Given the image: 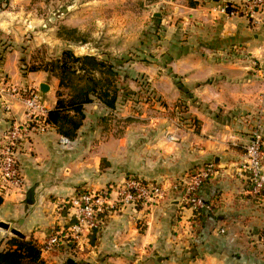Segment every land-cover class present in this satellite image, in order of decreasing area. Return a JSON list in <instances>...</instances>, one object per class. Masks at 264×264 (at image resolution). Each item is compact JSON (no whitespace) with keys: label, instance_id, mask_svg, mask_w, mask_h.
I'll return each instance as SVG.
<instances>
[{"label":"crops","instance_id":"0c3cea01","mask_svg":"<svg viewBox=\"0 0 264 264\" xmlns=\"http://www.w3.org/2000/svg\"><path fill=\"white\" fill-rule=\"evenodd\" d=\"M87 2L97 3L94 12L129 2L152 7L151 16L162 8L165 15L155 21L157 27L165 26L162 41L149 48L156 49L150 50L155 57L149 64L133 62L131 67L151 82L167 114L154 123L136 124L127 118L124 137L103 142L98 141L96 117L117 110L95 101L86 106L72 146L64 145L67 137L50 124L46 132L31 127L20 155L27 188L3 199L0 222L43 245L54 230L67 226L65 202L78 191H98L129 177L168 188L190 172L214 164L218 172L200 192L212 212L193 211L182 203L179 192L168 189L157 205L109 210L83 250L62 245L42 254V259L46 264H67L69 259L78 264H264V200L253 196L249 181L238 174L253 131L260 126L264 135V87L256 66L264 50V28L230 16V9L222 12L241 0ZM67 9L60 16L50 12L45 21L34 0H10L0 10V80L18 89L40 90L47 85L49 91L41 93L47 115L56 107L59 80L43 71L25 74L20 51L27 44L36 48L51 39L58 22L71 25L78 20L77 26L85 29L86 9L69 12V5ZM125 14L120 25L114 26V21L119 23L116 17L107 23L111 27L105 30L109 35L105 51L121 53L132 45L125 39L116 46L117 37H110L132 30V13ZM79 48L85 50L86 45ZM182 101L187 112L179 123L177 105ZM26 120L20 99L0 94V148L11 124ZM173 132L176 140H169L167 133ZM108 156L113 165L105 172L101 163ZM9 239L0 232V243Z\"/></svg>","mask_w":264,"mask_h":264},{"label":"built area","instance_id":"2783aa9c","mask_svg":"<svg viewBox=\"0 0 264 264\" xmlns=\"http://www.w3.org/2000/svg\"><path fill=\"white\" fill-rule=\"evenodd\" d=\"M228 9L230 16L244 17L254 26L264 28V0H241L235 5L223 7L222 12L228 13ZM256 66L264 87V50ZM4 93L21 100L26 109L27 120L25 123L13 122L4 135L0 148V198L2 199L13 193H24L27 179L20 163L23 144L32 128L40 132H46L48 128L45 106L39 93L18 89L8 82H1L0 94ZM170 138L176 140V137ZM62 142L64 145L71 143L67 138H63ZM217 172L218 169L214 164L205 165L175 180L168 188L142 178L129 177L109 190L81 191L65 202L69 206L66 231L51 235L41 245V252L51 253L62 245H74L78 251L83 250L90 245L91 233L102 227V218L109 210L120 206L137 208L157 205L166 198L168 189L179 192L182 203L193 211L212 212L214 208L203 200L200 192ZM238 174L249 181L251 194L264 200V135L260 126L253 131L245 150V161ZM262 239L264 241V233Z\"/></svg>","mask_w":264,"mask_h":264},{"label":"rangeland","instance_id":"374dc122","mask_svg":"<svg viewBox=\"0 0 264 264\" xmlns=\"http://www.w3.org/2000/svg\"><path fill=\"white\" fill-rule=\"evenodd\" d=\"M9 1L10 0H2V2L5 3L2 4L0 10L5 9L9 4ZM34 2L38 11L42 12L41 21H45L50 12H54L55 15L60 16L62 10L67 9V5H69L71 8L69 9V12L72 10H74L73 12H76L84 8L86 9V12L83 16L86 25L85 29L82 30L77 26L79 25L78 20H75V22L71 25H65L58 22L55 26L57 27V29L54 30L55 34L47 42H43L36 48H31V46L28 44L23 47L20 51V66L21 70L25 74L31 73L30 71L33 69H39V71L44 72L46 64L53 60L59 59L64 50H71L77 56H84L81 53L86 52L92 56H94L93 54H96L100 56L98 57L99 59H103L105 61L113 63L121 72V78L119 81L120 88H124L128 92L136 93L133 98L130 97L126 101L124 100V98H122L117 111L111 112L107 115H100L99 117H96V123L98 121L97 129L100 135L98 141L101 140L103 142H106L109 138L112 137L116 139L124 137L127 118H129V120L127 119V121H131V123L135 122L136 124L147 122L154 123L156 122L155 120L157 118L161 117L164 114H167V111L164 112L165 107L162 105V101L158 97V94H156L157 92H155V90H153V88L151 87V82L143 75H141V73L137 72L131 67L133 62L146 64L151 63V59L155 57L153 55L154 53L152 52L156 50L155 48L158 47L160 45V42L162 41V28L165 26H156L155 21L157 19L159 20V17L157 18L155 15L151 16V14H149L148 12L150 9L152 10V7H140L138 2H129L125 4H113V9L107 8L106 6L108 5H104L102 6V9L99 8V11L94 12V4L97 3L93 2L91 4H87L89 3L87 2V0H82L80 2V7H77V4H79L77 0H64V6L62 5V0H34ZM145 4L149 5L148 3ZM126 11H130L132 13V30L128 34L117 33L116 35H110V37H117V40L115 41L117 43L116 46L123 45L122 41L125 39H130L132 41V45L128 44L129 48L121 53L105 51V49H107V47L109 46L106 45L109 44V35L105 33V30L111 27L107 23L111 21L113 17H116L117 19H119V23L114 21V26H116V24L120 25L122 23V21L120 20L124 18V16L126 15ZM157 14L160 15V19L162 14L165 15V13L162 12V8H160ZM58 21H60L59 17ZM71 30H76L77 33L73 34L71 33ZM101 31H103L104 33L97 34ZM85 45V50L79 48L81 46L84 47ZM150 47L155 48L149 49ZM100 49H102L103 51ZM1 82L7 81L0 80V83ZM21 89L32 90L39 93L44 103L41 90H36L29 87H23ZM138 93L139 96H137ZM182 116L183 115L178 116L180 120L178 121L179 123L182 122ZM172 120H174V118H172ZM175 132L167 133L169 140H172L170 137H176ZM69 146H72V144H69ZM110 159L111 157L109 156L102 158V171L106 172L107 168L113 165ZM113 186L115 185L113 184ZM110 188L111 187L107 185V187H104L100 190H109ZM81 191H88V189ZM79 192L80 191H78L77 193ZM66 228L67 226L64 229L65 231ZM12 229L14 228H11V226L9 230L0 228V232L6 234L10 238L17 237L11 233ZM56 232H61L60 228L54 230L51 235L55 234ZM50 236H48V238ZM4 242L5 240L0 243V249L7 248V243Z\"/></svg>","mask_w":264,"mask_h":264},{"label":"trees","instance_id":"16d2710c","mask_svg":"<svg viewBox=\"0 0 264 264\" xmlns=\"http://www.w3.org/2000/svg\"><path fill=\"white\" fill-rule=\"evenodd\" d=\"M3 3L0 0V9ZM71 33L77 32L71 30ZM37 71L39 69L30 72ZM44 72L59 80L57 104L48 112L46 122L69 140H74L83 126L86 106L97 101L104 108L115 111L122 98L126 101L136 95L120 88L121 72L113 63L92 55L77 56L68 49L62 52L59 59L46 64ZM162 105L165 106L163 102ZM177 109L184 116L187 103L182 101ZM2 202L0 198V206ZM98 231L94 230L90 237ZM6 243L7 248L0 249V264H46L42 259L41 245L33 238L11 237Z\"/></svg>","mask_w":264,"mask_h":264},{"label":"water","instance_id":"95a60500","mask_svg":"<svg viewBox=\"0 0 264 264\" xmlns=\"http://www.w3.org/2000/svg\"><path fill=\"white\" fill-rule=\"evenodd\" d=\"M155 16L156 17H160L159 14H156ZM40 90H41L42 93H47L49 91V87L47 85H42ZM0 228L5 229V230H9L10 229V225L5 223V222H0ZM11 233L14 236H17L19 238H25L24 235L21 232H19L18 230H16V229H12ZM67 264H78V263H76V261H74L72 259H69L67 261Z\"/></svg>","mask_w":264,"mask_h":264}]
</instances>
